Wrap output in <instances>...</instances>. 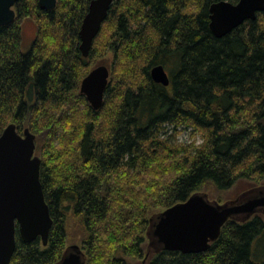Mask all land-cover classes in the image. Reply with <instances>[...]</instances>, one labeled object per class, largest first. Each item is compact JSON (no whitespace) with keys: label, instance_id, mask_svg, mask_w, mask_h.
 <instances>
[{"label":"trees","instance_id":"trees-1","mask_svg":"<svg viewBox=\"0 0 264 264\" xmlns=\"http://www.w3.org/2000/svg\"><path fill=\"white\" fill-rule=\"evenodd\" d=\"M90 1L47 10L19 0L0 27V136L10 123L36 134L53 218L46 245L17 235L11 264L59 261L72 224L87 264H131L145 257L153 214L210 188L264 185V12L217 37L210 6L219 0H115L84 57ZM26 19L37 24L29 51ZM110 54L95 110L81 82ZM159 64L168 86L151 76ZM182 129L201 132L202 143H182ZM149 264H264V214L229 220L205 252L164 250Z\"/></svg>","mask_w":264,"mask_h":264},{"label":"water","instance_id":"water-1","mask_svg":"<svg viewBox=\"0 0 264 264\" xmlns=\"http://www.w3.org/2000/svg\"><path fill=\"white\" fill-rule=\"evenodd\" d=\"M19 0H0V27L16 18ZM43 9L51 10L57 0H38ZM113 0H91L84 17L80 37L81 50L89 56L95 38L108 17ZM212 33L223 37L247 20H255L264 12V0H219L210 7ZM110 67L99 64L83 78L80 91L95 110L104 104L110 79ZM154 81L168 86L166 68L156 65L151 70ZM41 157L36 154V134L30 128L19 133L10 123L0 136V264H11L17 246V235L25 242L40 237L48 243L53 218L40 178ZM264 214V185L254 186L236 198L220 202L208 192L193 193L165 210L153 214L147 228V254L161 251L201 253L221 235L229 220L245 222ZM53 264H87V255L79 244L66 247L61 259Z\"/></svg>","mask_w":264,"mask_h":264},{"label":"rangeland","instance_id":"rangeland-1","mask_svg":"<svg viewBox=\"0 0 264 264\" xmlns=\"http://www.w3.org/2000/svg\"><path fill=\"white\" fill-rule=\"evenodd\" d=\"M36 33H37V24L34 20L32 19H26L23 22V50L24 51H29L34 43V40L36 38ZM107 32H103L101 38L104 40L107 36ZM112 54H110L107 58L106 61L104 63H106V65H108L110 67L112 60ZM21 134H23V131L21 132ZM180 141L182 143L185 144H189V143H195L196 145H199L200 143H202L203 140V136L201 134V132H191V131H186L184 129L181 130V134L179 136ZM248 187V183L246 181H238L233 187H231L228 190H216L214 188H210L209 190H204L205 192H208L211 199H216L219 200L220 202H225L226 200L229 199H233L236 198L240 193H242L243 191L250 189L251 187ZM254 187V186H253ZM260 215L263 213H259ZM68 239H67V243L66 245H72V244H79L81 245L82 240L84 238V236H82V233L80 232V230H78V227H76L74 224H72L69 228V232H68ZM146 254H147V246H146ZM144 258H141L139 260L134 259V260H130L131 264H149L150 261V256L152 255V253Z\"/></svg>","mask_w":264,"mask_h":264},{"label":"bare ground","instance_id":"bare-ground-1","mask_svg":"<svg viewBox=\"0 0 264 264\" xmlns=\"http://www.w3.org/2000/svg\"><path fill=\"white\" fill-rule=\"evenodd\" d=\"M114 1H115V0H113L112 5L114 4ZM216 2H217V1H216ZM214 3H215V2H214ZM212 4H213V3H212ZM212 4H211V5H212ZM112 5H111V8H112ZM210 7H211V6H210ZM111 8H110V10H111ZM88 9H89V8H88ZM110 10H109V12H110ZM210 12H211V11H210ZM87 13H88V11H87ZM87 13H86V14H87ZM108 15H109V14H108ZM85 16H86V15H85ZM210 18H211V15H210ZM83 20H84V19H83ZM82 23H83V22H82ZM210 23H211V22H210ZM81 27H82V26H81ZM80 31H81V30H80ZM80 46H81V45H80ZM80 50H81V48H80ZM81 52H82V50H81ZM82 54H83V53H82ZM83 56H84V55H83ZM84 57H85V56H84ZM87 57H88V56H87ZM155 66H156V65H155ZM153 67H154V66H153ZM153 67H152V68H153ZM151 70H152V69H151ZM101 108H102V107H101Z\"/></svg>","mask_w":264,"mask_h":264}]
</instances>
